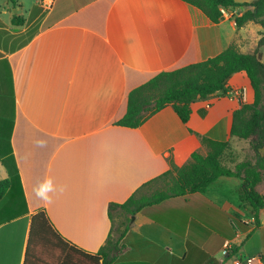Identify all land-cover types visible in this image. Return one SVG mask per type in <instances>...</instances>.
<instances>
[{"label": "crops", "instance_id": "1", "mask_svg": "<svg viewBox=\"0 0 264 264\" xmlns=\"http://www.w3.org/2000/svg\"><path fill=\"white\" fill-rule=\"evenodd\" d=\"M244 12L228 9L213 24L184 0H0V180L16 165L21 181L0 199V264H105L98 253L114 226L110 204L142 195L144 184L195 152L207 154L201 136L234 142V113L254 101L245 72L231 77L227 95L193 103L187 124L172 106L135 129L117 123L130 93L162 72L233 44L264 61V28H238ZM221 183L236 190H216ZM242 183L222 177L203 194L146 207L132 217L113 264H234L227 248L239 249L236 259L264 257V210L255 228L254 213L235 196ZM40 211L52 230L34 226ZM232 217L254 228L247 240L249 232L233 236Z\"/></svg>", "mask_w": 264, "mask_h": 264}, {"label": "trees", "instance_id": "2", "mask_svg": "<svg viewBox=\"0 0 264 264\" xmlns=\"http://www.w3.org/2000/svg\"><path fill=\"white\" fill-rule=\"evenodd\" d=\"M13 4L16 0H10ZM200 9L208 22L218 24L223 19L222 8H243L245 12L235 17L238 28L248 23H255L264 28V0H254L251 3H238L235 0H184ZM13 22L22 25L24 20L18 16ZM264 47V33L258 44V49ZM240 72L248 75L254 90V101L245 104L234 113L232 138L249 141V153L242 161L231 156L233 143L231 141H216L201 136V142L207 154L195 152L189 163L183 167L172 166L164 175L142 186V195H133L123 204H110L109 216L120 210L131 220L146 207L159 205L164 201L200 195L222 177L239 178L243 181L240 201L249 206L255 217V225H261L260 213L264 210V195L259 193L257 186L264 181V61L258 51L243 54L236 44L216 57L192 64L180 69L162 72L148 83L133 90L129 95L126 115L117 125L127 128H138L150 117L162 109L172 106L183 123L187 124L192 116V105L198 100L214 95H227L233 91L229 85L231 77ZM12 158L6 162L8 163ZM10 178L0 180V199L10 190L21 185L16 165L9 167ZM144 193V194H143ZM207 210H217L216 205L203 199ZM211 208V209H210ZM220 214V213H219ZM221 214H224L221 212ZM203 217L213 220L214 213L203 212ZM226 223L231 218L225 215ZM233 218V217H232ZM237 229L249 232L246 240L254 232V228L238 217L233 218ZM209 220V219H208ZM219 219H214L213 222ZM33 224H44L50 230L52 225L44 211L38 212L33 218ZM127 228L122 237L126 235ZM114 226L106 245L98 253L105 264H113L122 253L120 241L113 239ZM223 235V231L220 230ZM237 232L233 236H236ZM229 251V259L235 258L238 248Z\"/></svg>", "mask_w": 264, "mask_h": 264}, {"label": "rangeland", "instance_id": "3", "mask_svg": "<svg viewBox=\"0 0 264 264\" xmlns=\"http://www.w3.org/2000/svg\"><path fill=\"white\" fill-rule=\"evenodd\" d=\"M46 9L48 11L50 7ZM248 153H249V141L239 140V139L234 138L233 152L231 153V156L236 158L237 161H242ZM215 187H216V190L218 189V191L224 192L227 194L230 193V191L232 192L236 190V188L235 189L232 188L230 185H227V183H221V185H216ZM240 190L242 191V189ZM257 190L259 193L264 195V181L257 186ZM240 193H236L235 195L238 200L240 199ZM230 195H231L232 200H234L235 196L233 195V193ZM131 221H132V218L130 220L129 217L125 215L123 212H121L120 210L115 211L113 214V222H114L113 239L115 241L117 240L120 241V247L122 248V251L124 250V246H125L123 242V239L125 236L122 237V234L127 228H130ZM233 225H235V222H233ZM228 254H229V251H228ZM234 259H236V257Z\"/></svg>", "mask_w": 264, "mask_h": 264}, {"label": "built area", "instance_id": "4", "mask_svg": "<svg viewBox=\"0 0 264 264\" xmlns=\"http://www.w3.org/2000/svg\"><path fill=\"white\" fill-rule=\"evenodd\" d=\"M227 10L226 8H222L221 11L223 13V16H225L227 14ZM234 228L237 231V235H239L241 233V231H239L237 229V225H234ZM228 250H230V248H227V252ZM234 264H264V257L262 256H254V257H249V258H237L234 260Z\"/></svg>", "mask_w": 264, "mask_h": 264}]
</instances>
